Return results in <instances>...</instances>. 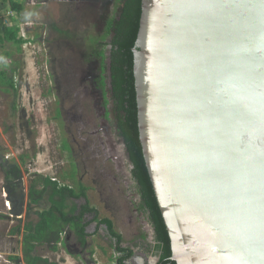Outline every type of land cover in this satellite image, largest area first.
I'll list each match as a JSON object with an SVG mask.
<instances>
[{
  "label": "water",
  "instance_id": "1",
  "mask_svg": "<svg viewBox=\"0 0 264 264\" xmlns=\"http://www.w3.org/2000/svg\"><path fill=\"white\" fill-rule=\"evenodd\" d=\"M132 56L170 260L264 264V0H141Z\"/></svg>",
  "mask_w": 264,
  "mask_h": 264
},
{
  "label": "rangeland",
  "instance_id": "2",
  "mask_svg": "<svg viewBox=\"0 0 264 264\" xmlns=\"http://www.w3.org/2000/svg\"><path fill=\"white\" fill-rule=\"evenodd\" d=\"M11 1H20L23 12L18 16L5 7L0 11V24L18 29L22 25L26 43L19 51L12 43L0 41V69L7 68L15 84V98L12 93L0 91V264H24L22 260L13 259L21 258V245L20 237L12 239L10 230L17 226L19 219L24 220L32 177L35 174L49 176L61 184L72 185L71 180L65 178L71 166L75 168L74 181L88 189L90 205L96 208L100 218L112 221L114 230L122 237V245L130 246L136 238H145L143 228L146 227L144 216H135L130 189L120 174L116 175L117 184L107 177L103 163H97L102 156L93 152L92 142H86L88 138L83 127L63 120L58 114L59 108L69 107L74 97L61 77L68 52L64 43L52 42L51 26H73L75 19L67 7L75 0ZM77 23L85 43L88 35L97 37L94 24ZM109 162L113 170L114 164ZM14 164L20 167V179L11 194L4 187L3 170ZM44 206L42 204L40 209ZM99 234L88 238L91 250L100 253L101 247L105 252V264H115L111 240ZM59 248L51 254L44 247H38L35 254L59 264L76 263L62 246Z\"/></svg>",
  "mask_w": 264,
  "mask_h": 264
},
{
  "label": "trees",
  "instance_id": "3",
  "mask_svg": "<svg viewBox=\"0 0 264 264\" xmlns=\"http://www.w3.org/2000/svg\"><path fill=\"white\" fill-rule=\"evenodd\" d=\"M140 6L141 0H124L119 20L108 23V27L113 26L114 37L109 67L106 68L109 70L111 92L117 111L123 112L118 118L119 134L124 140L133 167L131 176L141 208L154 230L155 247L159 252L157 264H175L170 260V240L148 177L138 137L132 49L139 27ZM5 7L18 16L23 12L20 3L0 0V11ZM17 32L16 27L0 24V41L12 43L20 51L26 41L18 38ZM0 91L5 94L12 93L15 98V84L7 68L0 69ZM64 146L67 148L66 145ZM3 178L5 189L12 194L20 179V167L15 164L5 167ZM65 178L71 180L72 185H64L49 176L36 174L30 180L24 220L19 219L17 226L10 230V235L21 234V258L13 259L16 262L22 260L24 264H59L36 255L35 249L45 247L50 252H56L70 233L76 241L85 245L90 236L87 233L88 226L98 222L99 226L104 225L110 237L116 240V252L122 254L117 257L116 263L125 264L132 250L120 246L122 237L114 230L110 219H99L98 211L89 203L87 187L79 181H74V166H71ZM42 204L45 206L40 209ZM92 254L93 252L90 251V255Z\"/></svg>",
  "mask_w": 264,
  "mask_h": 264
},
{
  "label": "flooded vegetation",
  "instance_id": "4",
  "mask_svg": "<svg viewBox=\"0 0 264 264\" xmlns=\"http://www.w3.org/2000/svg\"><path fill=\"white\" fill-rule=\"evenodd\" d=\"M124 0H75L67 7L68 13L73 16L75 23L72 27L60 28L51 26L53 32V43H64L68 55L61 70V77L67 85L69 92L73 94L74 100L67 108H59L58 114L63 120L81 126L87 136L88 143L92 142L96 154L102 159L97 163H103L107 177L112 183L117 184V174L123 177V181L130 189L134 200L135 216H144L146 227L143 228L145 238H136L129 247L131 256L125 260V264H157L158 251L154 241V230L150 226L146 213L142 210L139 196L133 187L135 183L131 176V162L123 138L119 134V115L123 112L117 111V106L111 92L109 70V56L112 49L114 37L113 26L108 23L119 20L122 13ZM114 15L111 16V12ZM78 21L85 24L92 23L97 32V37L90 38L84 42V36L79 34ZM108 39L105 40V37ZM69 98V97H68ZM99 156H97L98 158ZM109 161L113 162V170L109 168ZM103 173V172H102ZM129 191V190H128ZM131 221V218H130ZM138 237V235H137ZM113 244L115 261L122 255L117 253L116 240L107 235ZM78 244L65 243L69 252H75ZM117 264V263H116Z\"/></svg>",
  "mask_w": 264,
  "mask_h": 264
},
{
  "label": "crops",
  "instance_id": "5",
  "mask_svg": "<svg viewBox=\"0 0 264 264\" xmlns=\"http://www.w3.org/2000/svg\"><path fill=\"white\" fill-rule=\"evenodd\" d=\"M17 3H21L20 1H16ZM20 216V215H19ZM102 218H105V217H102ZM99 219H100V217H99ZM90 227H93V229L92 230H90ZM102 233L104 236H106L107 237V235H109L108 233H107V231H106V229H105V226L104 225H100L99 226V224H98V222H93V223H91L89 226H88V228H87V233L88 234H90V236L88 237V238H90V237H92V238H94L95 236H99L100 234L99 233ZM71 234V233H70ZM99 234V235H98ZM11 236V235H10ZM69 236V235H68ZM67 236V238L65 239V240H63V245H60V246H62L64 249H65V251H66V253H68L69 255L68 256H70L71 258H75V260H76V263L75 264H105L106 263V261H104L105 259H104V256H105V252H104V250L101 248V247H99V249L101 250V252L99 253L98 251H94L93 252V250H91L92 248H91V245H90V240H88V238H87V241H86V244L85 245H82V244H80L78 241H76V239L73 237V235L71 234V236H70V238ZM16 236L15 235H12L11 236V238L13 239V238H15ZM19 240H20V245H21V234L19 235ZM72 238V239H71ZM67 242H73V243H75V244H78L79 243V245H78V250L77 251H75V252H69L66 248H65V243H67ZM59 246V247H60ZM38 248V247H37ZM36 248V249H37ZM45 248V247H44ZM95 248V247H94ZM36 249H35V251H36ZM46 249V248H45ZM60 249V248H59ZM59 249L57 250V251H59ZM47 250V249H46ZM99 250V251H100ZM48 251V250H47ZM56 251V252H57ZM90 251H92L93 252V254L92 255H90ZM49 253H51V254H55L56 252H50V251H48ZM40 257H43V256H40ZM43 258H47V259H49L48 257H43ZM116 257H115V255H114V259H115ZM51 261V260H50ZM115 261V260H114ZM55 262V261H54ZM115 264H116V261H115Z\"/></svg>",
  "mask_w": 264,
  "mask_h": 264
},
{
  "label": "built area",
  "instance_id": "6",
  "mask_svg": "<svg viewBox=\"0 0 264 264\" xmlns=\"http://www.w3.org/2000/svg\"><path fill=\"white\" fill-rule=\"evenodd\" d=\"M17 37L26 40V34L22 25H20V28L18 29Z\"/></svg>",
  "mask_w": 264,
  "mask_h": 264
}]
</instances>
